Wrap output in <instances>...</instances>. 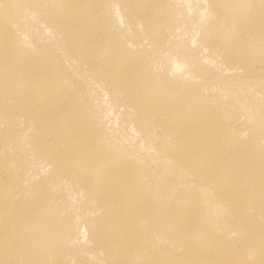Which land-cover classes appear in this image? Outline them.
I'll return each instance as SVG.
<instances>
[{
	"label": "bare ground",
	"instance_id": "bare-ground-1",
	"mask_svg": "<svg viewBox=\"0 0 264 264\" xmlns=\"http://www.w3.org/2000/svg\"><path fill=\"white\" fill-rule=\"evenodd\" d=\"M0 264H264V0H0Z\"/></svg>",
	"mask_w": 264,
	"mask_h": 264
}]
</instances>
